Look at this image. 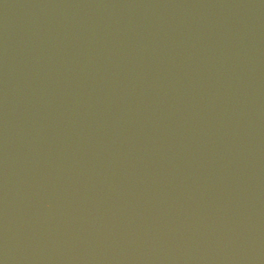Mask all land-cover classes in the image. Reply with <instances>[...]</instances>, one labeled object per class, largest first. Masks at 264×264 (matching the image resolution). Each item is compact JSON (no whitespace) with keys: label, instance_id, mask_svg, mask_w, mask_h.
<instances>
[{"label":"water","instance_id":"1","mask_svg":"<svg viewBox=\"0 0 264 264\" xmlns=\"http://www.w3.org/2000/svg\"><path fill=\"white\" fill-rule=\"evenodd\" d=\"M0 264H264V0H0Z\"/></svg>","mask_w":264,"mask_h":264}]
</instances>
